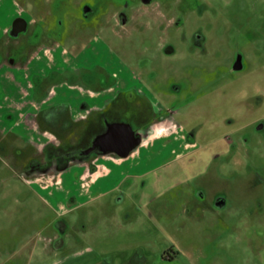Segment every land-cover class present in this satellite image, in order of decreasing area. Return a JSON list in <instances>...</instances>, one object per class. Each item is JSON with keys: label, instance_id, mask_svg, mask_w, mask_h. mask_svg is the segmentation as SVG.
Instances as JSON below:
<instances>
[{"label": "rangeland", "instance_id": "1", "mask_svg": "<svg viewBox=\"0 0 264 264\" xmlns=\"http://www.w3.org/2000/svg\"><path fill=\"white\" fill-rule=\"evenodd\" d=\"M16 15L22 61L52 37L79 49L101 35L151 93L115 100L114 114L128 106L137 126L153 97L175 112L133 152L142 167L122 188L64 215L48 149L0 131V264H264V0H0V111L21 78L7 61ZM99 115L37 120L53 148H81Z\"/></svg>", "mask_w": 264, "mask_h": 264}, {"label": "crops", "instance_id": "2", "mask_svg": "<svg viewBox=\"0 0 264 264\" xmlns=\"http://www.w3.org/2000/svg\"><path fill=\"white\" fill-rule=\"evenodd\" d=\"M6 33L12 36L9 32ZM21 34H26V31L13 34L16 37V44L13 52L10 53H15V57L11 59L5 57L7 61H10L11 69L21 73V78L18 79L16 73L12 75L15 93L6 102L9 108L0 111V122H3L0 131L3 133L8 131L17 136L12 129L19 126L28 140L39 147H44L55 141L51 132L39 129L37 118L46 108L63 104L67 108L68 116L82 120L94 117L93 114L109 108L117 99L121 98L129 102L134 96L144 97L151 94L142 79L123 62L117 51L101 35H96L86 47H79V49H76L78 47L75 44L64 45L59 36L57 38L45 36L48 41L52 39L50 41L54 47L50 48L46 45L43 49L46 51L45 55H40L35 50L37 53L35 58L31 55L25 62L21 59H25L28 50L19 48L22 43L19 42ZM26 35L28 38V34ZM152 101L155 106H158L156 109L152 103L150 104L155 113L163 116L168 112L172 114L175 112L173 108L165 106L156 97H153ZM126 110L128 106L122 109V113ZM42 121L45 123L43 118ZM148 138H145L142 144L128 156L122 157L115 153L104 154L100 150L93 157L89 156L59 171L57 182L59 185L52 187L65 194H54L52 190L51 194H48L52 204L64 215L80 205L104 198L109 193L122 188L129 175L137 173V170L142 167L140 166L142 163L131 158V155ZM175 139L171 138L176 141ZM159 140L162 142L160 146L171 141L169 138ZM160 151L161 147L146 150L144 152L146 162L155 159L156 153L159 154ZM112 155L120 157V160ZM83 180H86L87 188H82ZM41 188L47 190L50 186L47 188L41 186Z\"/></svg>", "mask_w": 264, "mask_h": 264}, {"label": "flooded vegetation", "instance_id": "3", "mask_svg": "<svg viewBox=\"0 0 264 264\" xmlns=\"http://www.w3.org/2000/svg\"><path fill=\"white\" fill-rule=\"evenodd\" d=\"M22 19H24L22 16H18V15L15 16L10 34L13 35L14 33H19L23 30L26 31L27 21H26V25L23 26L21 23ZM48 33L49 32L47 31L46 33H44V35L49 36ZM122 114H123V117L119 118L116 116V114H114V112L110 108H107L101 111L100 115L97 118L98 120L96 122L97 123L96 125H99L98 129L93 131L90 135L88 142L84 146H81L80 148L81 154L91 156V155L98 154L100 152L101 148L98 144H96V138L98 135L105 133L109 129V123L111 122H117V121L129 122L132 125V127L136 130L137 135L140 134L143 137V140H142L143 142L145 138H148L152 135L153 130L154 131L156 130L155 129L156 125L160 123L161 124L164 123L165 122L164 120L166 118L170 119L172 116L171 112H168L167 115L162 116V114H158L152 111L153 116L151 119H145V121H142L140 124L135 126L133 125V120L138 119V118H136L135 112L133 110L128 109L124 111V113Z\"/></svg>", "mask_w": 264, "mask_h": 264}, {"label": "water", "instance_id": "4", "mask_svg": "<svg viewBox=\"0 0 264 264\" xmlns=\"http://www.w3.org/2000/svg\"><path fill=\"white\" fill-rule=\"evenodd\" d=\"M21 23L25 26L26 20L22 19ZM235 67H241L240 58ZM142 140L143 137L140 134L137 135L136 130L129 122L117 121L109 123V129L97 136L96 144L100 146L104 154L117 153L125 157L135 150L142 143Z\"/></svg>", "mask_w": 264, "mask_h": 264}, {"label": "trees", "instance_id": "5", "mask_svg": "<svg viewBox=\"0 0 264 264\" xmlns=\"http://www.w3.org/2000/svg\"><path fill=\"white\" fill-rule=\"evenodd\" d=\"M66 112L67 108L65 105L61 104L59 106L53 107V108H46L44 109L41 114L42 118L48 125L52 126L56 123L60 115ZM60 114V115H59ZM92 124L88 125V133L91 135V133L94 131V126ZM53 142L46 144L43 148L48 149V156L52 160L53 163H55L57 170L61 171L66 168H68L73 163H76L77 161H83L87 158H89L88 155L81 154L80 152V145L79 146H67V147H56L54 146Z\"/></svg>", "mask_w": 264, "mask_h": 264}, {"label": "built area", "instance_id": "6", "mask_svg": "<svg viewBox=\"0 0 264 264\" xmlns=\"http://www.w3.org/2000/svg\"><path fill=\"white\" fill-rule=\"evenodd\" d=\"M173 124V123H172ZM174 125V124H173ZM175 126V125H174Z\"/></svg>", "mask_w": 264, "mask_h": 264}]
</instances>
